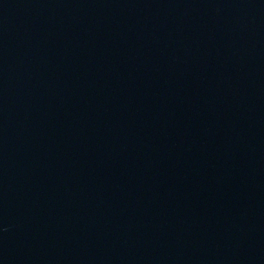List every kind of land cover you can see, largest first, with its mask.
<instances>
[{"label":"water","instance_id":"95a60500","mask_svg":"<svg viewBox=\"0 0 264 264\" xmlns=\"http://www.w3.org/2000/svg\"><path fill=\"white\" fill-rule=\"evenodd\" d=\"M0 264H264V0H0Z\"/></svg>","mask_w":264,"mask_h":264}]
</instances>
